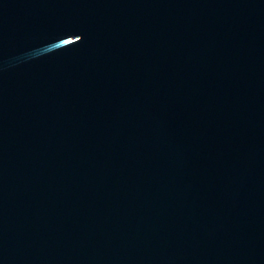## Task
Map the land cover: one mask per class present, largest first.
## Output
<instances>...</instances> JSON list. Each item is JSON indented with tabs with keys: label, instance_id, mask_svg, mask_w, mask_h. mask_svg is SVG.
Listing matches in <instances>:
<instances>
[{
	"label": "water",
	"instance_id": "1",
	"mask_svg": "<svg viewBox=\"0 0 264 264\" xmlns=\"http://www.w3.org/2000/svg\"><path fill=\"white\" fill-rule=\"evenodd\" d=\"M0 264H264V0H0Z\"/></svg>",
	"mask_w": 264,
	"mask_h": 264
}]
</instances>
